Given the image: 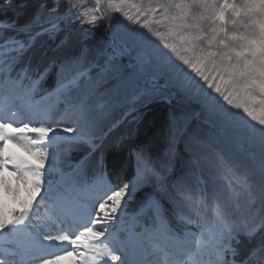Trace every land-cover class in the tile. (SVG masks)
Wrapping results in <instances>:
<instances>
[{
    "label": "snow or ice",
    "instance_id": "snow-or-ice-1",
    "mask_svg": "<svg viewBox=\"0 0 264 264\" xmlns=\"http://www.w3.org/2000/svg\"><path fill=\"white\" fill-rule=\"evenodd\" d=\"M79 8L0 2V264H264V0ZM105 19L95 55L67 47ZM161 101L163 152L130 129L110 171L112 130Z\"/></svg>",
    "mask_w": 264,
    "mask_h": 264
},
{
    "label": "trees",
    "instance_id": "trees-1",
    "mask_svg": "<svg viewBox=\"0 0 264 264\" xmlns=\"http://www.w3.org/2000/svg\"><path fill=\"white\" fill-rule=\"evenodd\" d=\"M0 2H2V0H0ZM79 10L82 11L81 8H79ZM12 14V11L7 12L6 14H0V18H3L4 16L9 18ZM103 28L104 20L100 21L99 26L95 28H91L86 24L81 26L79 22H77L72 35L68 40L67 47L72 48L76 44L77 39L83 35L88 36V39L83 41V43L88 44L90 42L89 44H91L92 41H95V38H98ZM46 39L47 38H45V40ZM47 44L50 47L52 41H48ZM169 109L170 105L167 102L161 101L158 103H153L147 108L141 110L142 117L138 123L129 124L127 120H124L112 130L110 137L106 141L105 148L110 171L114 168L119 170L121 163L128 160L129 142H126L124 145H119L117 141L130 129L134 133L130 144H145L154 154H157L161 149L164 148ZM121 117L122 113L119 115L118 120H121ZM77 158L78 156L76 159ZM130 171V168H125V170L121 172V177H124Z\"/></svg>",
    "mask_w": 264,
    "mask_h": 264
},
{
    "label": "rangeland",
    "instance_id": "rangeland-1",
    "mask_svg": "<svg viewBox=\"0 0 264 264\" xmlns=\"http://www.w3.org/2000/svg\"><path fill=\"white\" fill-rule=\"evenodd\" d=\"M76 3L80 6L81 10L82 11H86V10H90V9H93L95 7V0H76ZM102 11L104 12H107V8L106 6L102 9ZM97 15H99V13H96ZM116 15H119V14H116ZM17 16V13L16 12H13L12 15H10V17L8 19H14L15 17ZM29 16H30V12L29 13H26L25 15L23 16H20L19 18V23H25L28 19H29ZM121 20L123 19V17H119ZM125 23H127L125 21ZM108 24V20L105 19L104 20V28L103 30H101V33L100 35L98 36V38H95V41L91 42V44H86L90 49H92L93 51V54L95 55V53L104 48V46L106 45L107 43V38H106V34H105V28ZM64 38V35L61 34V36L59 37V39H63ZM59 39L55 42H52L50 48H54L55 47V43H59ZM123 63L124 64H127L128 63V59L127 58H123ZM128 71H131V69H128ZM51 86V80L48 82V85L46 87H50ZM175 105V101H173V104L170 105V109L168 110V114L170 112V110L174 107ZM122 113V111H118L114 114V120H118L119 118V115ZM166 146V141H165V145H164V148ZM163 149H161L157 154H154L153 152V155H158L160 153L163 152ZM79 154H76L74 153L73 154V160H75V158L78 156ZM12 237H8L7 234H0V246H8L7 245V241L11 240Z\"/></svg>",
    "mask_w": 264,
    "mask_h": 264
},
{
    "label": "bare ground",
    "instance_id": "bare-ground-1",
    "mask_svg": "<svg viewBox=\"0 0 264 264\" xmlns=\"http://www.w3.org/2000/svg\"><path fill=\"white\" fill-rule=\"evenodd\" d=\"M41 211H43V210H41ZM62 264H67V262L65 261V262H62Z\"/></svg>",
    "mask_w": 264,
    "mask_h": 264
}]
</instances>
